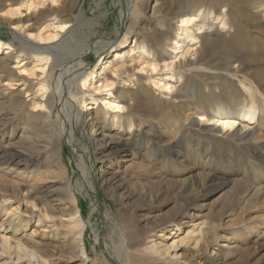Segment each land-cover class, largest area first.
<instances>
[{
    "label": "rangeland",
    "instance_id": "obj_1",
    "mask_svg": "<svg viewBox=\"0 0 264 264\" xmlns=\"http://www.w3.org/2000/svg\"><path fill=\"white\" fill-rule=\"evenodd\" d=\"M70 2L63 7V0H0V60L8 66L0 74V108L5 110L0 111V174L58 163L67 183L63 187L56 178L48 179L26 198L0 185V237L46 257L49 264H79L64 247L73 244V221L82 219L85 264H122L138 247L153 242L163 248L173 241L180 244L179 259L188 264H264V0L256 10L243 5L237 16L239 3L209 7L206 19L196 15L189 24L168 16L163 22L168 41L157 36L162 0ZM32 16L33 26L27 22ZM229 16L245 27V40L240 35L235 43L256 55L244 64L232 63L235 68L219 64L221 70L208 80L201 78L204 73L196 77L180 71L181 59H194L203 40L220 39ZM8 20L20 24L14 27ZM69 20L71 27L61 29ZM102 47L104 52H93ZM69 60L79 70L64 79L65 97L80 87L85 105L68 97L83 115L97 109L96 134L79 127L75 112L61 104L55 80ZM175 89L185 103L173 99ZM49 94L51 114L45 108ZM216 94L232 102L220 105L223 116L210 110L208 121L203 110L217 109ZM41 114L50 115L48 126L36 122ZM66 114L71 135L61 132ZM217 118L258 130L261 139L238 144L221 133L229 130L221 131ZM105 137L116 142L102 149ZM37 144L47 153H37L27 169L21 167L25 157L18 150L40 151ZM102 172L114 177L104 190L97 181ZM56 190L58 201H52L48 196ZM10 198L11 203H1ZM5 209H17L24 226H10ZM0 254L3 261L12 256L18 264H34L23 254Z\"/></svg>",
    "mask_w": 264,
    "mask_h": 264
},
{
    "label": "bare ground",
    "instance_id": "obj_2",
    "mask_svg": "<svg viewBox=\"0 0 264 264\" xmlns=\"http://www.w3.org/2000/svg\"><path fill=\"white\" fill-rule=\"evenodd\" d=\"M72 0H63V7H70L72 5V2H70ZM222 3H227L229 6H233V4L235 3H239V4H235V5H240L242 6L241 9H237V11H234L237 16V13H240L241 10H244V6L243 5H248L249 8H253V9H259L262 7L263 3L262 0H162V7H161V12L160 15H162L161 17V21L159 20L158 22L161 24L162 22V27L159 28V32L157 33V36L159 37L160 40L162 41H168L171 38L170 32L169 30H167V28L165 27V24L163 23L166 17L170 16V17H175V18H180V22L184 23V24H189L191 23L193 20H195L196 15L199 16L200 14L202 15L203 19H206L205 16L210 14V9H208L209 7H218L220 6ZM125 4L126 0H125ZM125 7L127 8V10L129 9L128 6L125 5ZM155 13V12H154ZM187 16V17H186ZM221 16V15H220ZM160 17V16H159ZM256 17H258V15L256 14ZM28 21L27 22H32V20H34L35 18L29 17L27 18ZM184 19V20H183ZM167 20V19H166ZM253 20V18L250 19L249 21ZM8 22L10 24H20V21H18L17 23H13L14 21L12 20H8ZM69 22V24H65L61 27V29H64L65 27H71L70 24L74 23L73 20H69L67 21ZM238 21L234 16H229L228 20L224 23L225 26H227V31L220 33V39L216 42L213 41H209L208 40H203V44H201L195 51V58L191 59V60H185V59H181L180 63L178 64L177 68L182 71L183 73H186L188 75H190L191 73H195L196 77H199L201 75H199L200 73H204L201 78L208 80V77H210V75L212 74V72L214 71H218L221 70V66H219V64L222 63V65L228 67V68H235V66H231L232 63H235L236 61H238L241 64H244L250 56L254 57L253 55H256V52H253L252 49H247L242 47V42L239 44H236V39L238 36L243 35L244 33L242 32L245 27L244 26H240L238 25ZM34 22H32V26H33ZM14 25V27H15ZM199 25V24H198ZM196 25V26H198ZM16 28H18L16 26ZM87 33V32H86ZM31 36V35H29ZM38 39H41L42 36L38 35L37 36ZM36 37V38H37ZM89 37V36H88ZM92 37V36H91ZM90 38V37H89ZM88 39V38H87ZM82 40V39H81ZM244 40H245V36H244ZM41 41H44L43 39H41ZM4 46L3 43L0 42V49H2ZM108 46V45H107ZM85 47V46H84ZM97 47V46H96ZM106 47V46H105ZM104 47V48H105ZM176 47H178V43L173 41V47H171L172 49H175ZM103 48V47H102ZM104 48L101 50H98L97 48H95L93 50L94 53H100V52H104ZM7 49V48H6ZM29 49L31 51L34 52H44V50H40L38 48L35 47H29ZM53 49V48H52ZM251 50V51H250ZM81 53H77V55H80ZM76 55V56H77ZM8 59L11 58V55L7 57ZM73 62L72 60H69V62L65 64L64 68L60 69V72L58 74L57 80H55V86L57 88V93L59 95V97H61V104H63V106L69 105L70 109L75 112L74 115V121L75 123L81 127H86V128H91L89 130L90 134L94 133L96 134L94 131H92V128L95 126L96 122L98 121V116H97V109L96 108H91V113L87 114V115H83V111L82 109H76L74 104H72V102L74 101L75 104L76 103H81L82 105L86 104V101L84 99H82V97L84 96V93L81 92L80 87H75L74 92L70 93L68 96L73 98V101H71L69 99L68 96L65 97V93L66 90L63 87V81L64 79L70 74L72 73L74 70L77 71L79 69H77V67H74V65H70V63ZM236 65V64H234ZM7 64L5 60H0V74H6L7 73ZM74 71V72H75ZM93 73L87 75L81 83V86L83 85V81H86L87 78L89 76H92ZM43 80V79H42ZM43 88H46L47 84L44 82L41 85ZM181 91L175 89L173 91V99H175L177 102L180 103H185L184 100L182 99V95L180 94ZM57 95V94H56ZM224 95V94H223ZM211 96V95H210ZM233 96V95H232ZM52 95L49 94L47 99H45V108L47 109V113L51 114V109L53 108V101L51 99ZM181 97V98H180ZM215 99L219 100L218 103H216L217 109L214 106H209L208 108H206L205 110H203V114L207 116L208 121H210V110H213V112L216 114V116H223L224 110L221 109L222 104H227L228 102H232V100L229 99V101L224 100L223 97L220 96V94H216V96H214ZM222 99V100H221ZM18 100H16L15 104H20L19 102H17ZM73 102V103H74ZM234 103V102H233ZM211 104V103H210ZM178 108L182 107V106H177ZM212 107H214L215 109H212ZM3 110L0 108V111ZM5 112V110H3ZM130 113L135 112V110H128ZM213 113V114H214ZM50 116V115H49ZM47 114L46 116L43 114H41L40 119L36 122L42 123V125H47L48 126V117ZM203 117V116H201ZM37 118V117H36ZM66 118H67V124H66V128L65 129H61L62 134L67 135H71V123L69 121V116L68 114H66ZM72 118V117H71ZM218 119V118H217ZM245 119L247 121H249L250 123H252V117H250L249 115H246ZM202 120V118L198 119V121L200 122ZM245 120V121H246ZM217 123L219 122L220 129L221 131L224 128H228L229 131H227L226 133L221 132L224 136H227L228 138L236 141L238 144H248V143H256L257 141H259L261 139V135L259 134L258 130H255L253 128H248L245 126H240L238 125L237 127L235 126L237 123L234 119L231 118H219L217 121ZM220 132V131H219ZM218 133V132H217ZM98 135L102 136L101 133L97 132ZM106 140L103 141V143L99 146L100 148H106V147H110V145H113L116 140H114L113 138L110 137H105ZM92 141V139H90ZM37 147H40V151L35 150L33 151V149L29 150L28 148L31 147H22L20 148V150H18V153L25 157L23 159L24 163L20 164V166L26 168L27 167V162L31 159H34V157L37 155V153H44L46 154V147H43L41 144H37ZM27 169V168H26ZM81 173L83 176H85V171L84 169H81ZM104 172H102V174L98 175L97 177V181L100 184V189L104 190L107 187H109L110 183L114 180V177L111 178H107L104 177ZM51 178H56L58 180V182L61 184V186L65 187L67 185L66 181L64 180V171L62 169V167L56 163H52V166H48L46 168H41L38 167V169H33V170H29L27 169V173L22 172V171H18L17 170H7L6 172H1L0 174V185L3 186H7L8 188H10L15 194L19 195L21 198H26L27 196L31 195L34 191L35 186L38 183L41 182H45L48 179ZM59 192V190H56L53 192V194L49 195L48 198H50L52 201H58L57 199V193ZM56 195V196H55ZM49 199V200H50ZM11 198L7 199L6 201H3L1 203L3 204H9L11 203ZM4 207H6L4 205ZM5 216L8 217V224L10 226L16 227L15 229H19L22 228L23 225V220L20 219V213L18 212V210H10L7 211L5 209ZM0 213L2 212V209L0 208ZM77 218H80V214L78 215ZM17 222L16 226L15 223ZM75 222V231H73L72 236L70 237V241L71 243L73 242V244H71V246L65 245L64 248L67 249V251L69 252V254L71 255V259L74 262H78L79 264H85L86 260H87V255L84 251V249H81L82 245H83V235H84V229H85V223H83L82 219L79 220H75L73 221ZM73 245V246H72ZM179 243H175L174 241L168 245L167 247H159L158 245H156L155 243L151 242L149 244H146L144 246L138 247V249L135 250V253H126V257L129 260H126L122 262V264H133V262L135 261L137 264H164L165 262H172V260L177 261V263L180 264H188L183 260L179 259ZM198 243L195 244V249L198 247ZM0 251L3 253H11V252H15V255H19V254H23V256L27 257L29 259V261H31V263L33 262L34 264H49L48 259H46V257H42V256H38L36 253L34 252H30L26 247L22 246L21 244H17L16 246H12L10 243V238L9 237H5V236H1L0 237ZM137 253V254H136ZM135 256H137L138 258H135ZM2 255L0 254V264H18V258H13L12 256H10V260H2ZM12 260H15L12 262ZM140 261H143V263H140ZM134 263V264H136Z\"/></svg>",
    "mask_w": 264,
    "mask_h": 264
}]
</instances>
